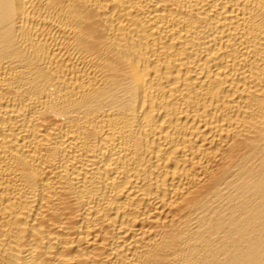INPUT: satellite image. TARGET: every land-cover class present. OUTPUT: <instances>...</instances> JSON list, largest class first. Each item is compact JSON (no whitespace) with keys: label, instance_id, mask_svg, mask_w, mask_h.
<instances>
[{"label":"bare ground","instance_id":"bare-ground-1","mask_svg":"<svg viewBox=\"0 0 264 264\" xmlns=\"http://www.w3.org/2000/svg\"><path fill=\"white\" fill-rule=\"evenodd\" d=\"M0 264H264V0H0Z\"/></svg>","mask_w":264,"mask_h":264}]
</instances>
